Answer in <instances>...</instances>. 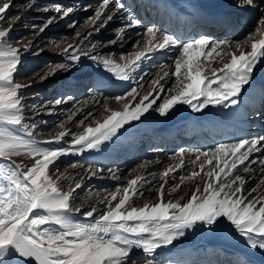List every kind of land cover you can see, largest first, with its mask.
Here are the masks:
<instances>
[{"label": "snow or ice", "instance_id": "snow-or-ice-1", "mask_svg": "<svg viewBox=\"0 0 264 264\" xmlns=\"http://www.w3.org/2000/svg\"><path fill=\"white\" fill-rule=\"evenodd\" d=\"M109 4L110 0H102L94 15L88 17L92 29L83 36L74 32L78 42L61 49L58 55L63 58L62 62L46 65V71L34 73V82L66 73L88 58L97 66L90 91L104 96L107 87L134 79L140 64L162 51L172 54L174 71H163L152 82L154 87L147 95L132 87L121 95L108 97L117 102L127 97L131 100L123 104V110H111L102 122L95 121V126H84L93 115L88 112L84 120L76 122L78 128L83 126L81 131L72 132L62 123L59 126L62 130L49 139L38 140L35 122H25L24 90L33 85L20 82L16 74L23 53L31 51V47L13 46L8 40L13 26L0 27V161H3L0 162V264H137L140 259L144 264H172L158 260L157 256L181 247V238L188 230L212 233L222 227L232 229L248 249L264 252V192H259V187H264V136L222 142L188 154L193 170L187 177H181V184L196 178L198 182L186 198L179 200L166 201L164 186L171 173L185 167V149L177 154L179 163L162 173L152 174L153 180L159 176L164 183L157 189V202L143 206H135L132 200L143 195V184L151 181L139 175L98 200L103 208L92 206L88 210L75 203L83 178H72L67 190L60 181L69 177L53 178L54 170L58 171L56 162L61 157L100 151L126 125L140 121L151 112L167 117L177 105H187L193 113H202L209 106L224 109L238 106L264 67V8L259 9L254 30L240 41L216 40L204 34L181 38L151 24L144 33H137L146 39L133 43L136 51L122 55L121 62H117L115 54L107 57L94 54L98 45H84V42L117 16L125 19L121 15L125 11L126 28L140 27L142 20L136 14V3L126 6L122 0H115L111 7ZM11 6L12 0H0V21L5 20ZM148 6L163 14L168 8L164 0ZM241 6L258 7L256 0H242ZM45 10L54 11L55 15L48 17L43 25H33L34 31L43 32L73 12L72 7L59 3ZM69 27L75 29L77 23L73 21ZM123 31L117 32V39L121 41ZM117 39L109 40L108 44L117 43ZM218 57L221 67L214 66ZM173 77L174 82L166 89L161 81ZM143 79L141 75L140 80ZM71 99V96H60L49 101L46 107L51 112ZM260 99L264 100V94ZM158 100L162 102L157 104ZM104 107L109 111L106 104ZM52 144L67 147L42 146ZM256 153L262 155L252 158ZM20 157L30 162L17 161ZM257 164L261 174L259 187L248 190L250 177L246 179L241 173L254 172L252 166ZM197 167L199 170H195ZM103 171L90 169L93 177ZM113 178L119 180L115 172ZM181 184L169 189V193L179 190ZM73 214H80L84 219L76 220ZM236 255L235 264H250L246 255Z\"/></svg>", "mask_w": 264, "mask_h": 264}, {"label": "rangeland", "instance_id": "rangeland-1", "mask_svg": "<svg viewBox=\"0 0 264 264\" xmlns=\"http://www.w3.org/2000/svg\"><path fill=\"white\" fill-rule=\"evenodd\" d=\"M47 1H51L53 3L52 5L59 3L60 0H27L22 4V0H12V6L9 10H7L5 14V20L0 21V27L7 28L9 25H12V30L9 34L8 40L12 43L13 46L23 48V46H30L31 51L23 53L22 56V63L19 66V71L16 74L17 79L20 80L22 83L26 84H32L33 86L31 88L24 90V101L25 104V122L31 124L32 122H35L37 125L35 132L38 133V140H44L49 139L55 134H57L62 129L59 127L60 124H65L66 128L71 129L72 132H79L82 130L81 128H78L76 126L77 121L84 120L85 116H87L88 112H91L93 115L92 117H89L87 121H85V125L92 124V126H95V121H99L101 117L106 114V111L104 110V105L106 104L109 109L111 108H118L114 110H123V104L128 103L131 100V97H127L125 100L117 102L113 98L108 97H114L116 95H121L127 91H130L132 87H136L137 91L140 92L143 95H147L149 92L152 91L154 85L153 81L159 79V76L163 75V71H174V63L172 62V54L170 53H164L163 55H160V52H157L153 55L151 60H146L143 63L140 64L137 71L134 73V79L129 80L127 82H118V86H109L107 87L104 92L105 95L101 96L97 94L94 90L90 91L92 89L94 81L96 79L95 73L97 72V66L88 58H84L82 60V63L75 66V68L70 69L66 73L61 74V80L59 82L57 81V85L55 88H49L47 90H44L42 88L38 89L39 86H43V82L35 81L33 80V74L34 73H41L46 71V65L52 66L56 62H62L61 59L53 60V56L55 55V50L57 48L56 44L58 43V48L65 46L66 42L70 41H77L74 32L78 31L83 34H85L86 29L91 24L90 21H88V17H91L94 15V12L98 9V6L101 5L102 0H85L84 2H81L80 0H76V4L74 5V10L70 16L64 19H60L57 23H53L52 25L48 26L43 32L34 31L33 25H43L45 21L48 19V17L51 16V11H46L45 15H43L40 20L36 21L30 17V14H27L26 18L24 17V12L28 10L29 7H33L32 12L35 13L34 9L35 6L39 7L38 11L49 9V6L45 5ZM181 1H188V0H181ZM195 1V0H194ZM27 2L30 3V5H27ZM115 0H110L111 6L114 4ZM122 2L127 5H133L134 3L138 4V7L136 9V14L138 18L142 20V24L140 27H132V28H126L125 25L127 24V11L121 13L125 19H120L119 16L114 18L111 22L107 24L106 27L101 29L98 32V39L91 42H84V45H90V44H97V48L94 54H99L103 57L112 56L115 54V59L117 62L120 61V57L125 54L133 53L136 51V49L133 48V43L137 40H145L146 37L143 35H137V33H144V30L147 26L151 25V23L148 21V18L145 20V18L148 16L149 18H152L154 14L156 13V8L151 7V13L148 15H145L142 11L145 9L146 5L140 6L138 2H135V0H122ZM197 3V1H195ZM39 3V4H38ZM22 4V5H21ZM148 4V3H147ZM91 7H87V6ZM110 6V7H111ZM264 8V3L262 5H259V9ZM140 10V11H139ZM36 11V12H38ZM40 13V12H38ZM37 13V14H38ZM139 14V15H138ZM260 15V12L258 13ZM53 15H55L53 13ZM52 15V16H53ZM258 15V16H259ZM11 18V19H9ZM73 21L77 23V27L70 28L69 24H71ZM116 21V22H115ZM124 21V23H123ZM127 21V22H126ZM257 18L255 22L251 25L250 28L247 29V31L240 30L239 27L236 26V24L231 23L230 24V33H233L232 26H236V29L234 31L239 32L238 34H234V38H238L239 40L246 37V35L254 30V26L256 25ZM27 22H29L27 24ZM32 22V24L30 23ZM33 22L35 24H33ZM161 18L157 21L155 20V23L158 27H161ZM144 23V24H143ZM175 25L177 24V21L174 20ZM233 24V25H232ZM232 28V29H231ZM123 29V40L117 39V32ZM172 32L175 30L176 34H178L180 30L179 28H168ZM117 31V32H116ZM169 31V30H168ZM129 32V33H128ZM134 36H133V34ZM192 33V32H190ZM207 32H200L199 34H194V36H198L200 34H205ZM210 33V32H209ZM132 34V35H131ZM212 34V33H211ZM129 35V36H128ZM192 36V35H191ZM212 37V36H211ZM214 38V37H212ZM117 39V43L115 44H108L109 40ZM216 40H221L220 37H216ZM19 41V43H16ZM55 42V43H54ZM37 53V54H34ZM167 57L168 60L164 61V58ZM162 58V59H161ZM161 60L164 61V64H162ZM165 66V67H161ZM144 75V79L141 81L140 76ZM174 82V77L166 80L161 81L162 84H164V87L167 89L168 87H171L172 83ZM29 92L33 93L30 94ZM28 96V98H27ZM60 96H71L72 100H78L79 98L85 99L86 102L90 103V106H85V110L82 112L83 114H78L75 111V108L68 107V101L64 104L55 107L51 112H49L48 108L46 107L47 103L49 101L54 100L55 98H58ZM102 97V103H99V100H95V97ZM139 97L137 98L138 102ZM96 101V102H95ZM162 102V100H158L157 104ZM155 107V105H154ZM264 107V105H263ZM189 107L187 105H177L175 108L171 111V113L167 117H160L157 113L151 112L150 114H146L145 117H142L140 121L146 119L157 118L160 121V126H163L164 124L168 123L169 120H173L169 122V124L172 125H178V132L174 133L173 140H170L168 138V142L166 145V142L164 139L156 140L151 139L150 141H145L142 136H137L135 138L134 144L129 147L128 150L124 152V156L126 157L133 149L135 150L136 147H141L139 151H142L145 156H151L152 154H161L166 155L167 152L168 156L165 158V160L158 165L159 168L165 167L166 162L169 160V156H176L178 154V150L182 149V143L185 144V148L195 150L196 148L201 147L199 150H207L209 148L214 147L218 143H222L221 140L215 139L214 136H210L209 134H204L203 139L198 138V133L195 134L194 132V126L186 123L187 119L191 114L189 113ZM181 111V112H180ZM41 112H43L41 114ZM249 112V113H248ZM247 114H245L244 120L248 124H253L251 117V111H248ZM104 113V114H103ZM263 114V115H262ZM261 115L259 119H257V125L258 129L255 128V126H248L246 129L251 130V132H262L264 130V111L261 112ZM69 116L72 117L71 121H69ZM149 116V117H148ZM252 118V119H251ZM138 121V122H140ZM135 121V123H138ZM132 122L130 125H126L125 127L128 129V126H132L135 124ZM179 123V124H178ZM263 127V128H262ZM255 128V129H253ZM203 130V131H202ZM246 130V131H249ZM201 132H207V129L204 127H201ZM196 135V136H195ZM66 139L70 140V137H66ZM205 139V140H204ZM238 138L236 137H225V142H232ZM204 140V141H202ZM219 140V141H218ZM172 145L169 146L170 143ZM177 143V144H176ZM120 144V145H119ZM146 144V146H141ZM203 144V145H202ZM178 145V146H177ZM42 146H51L53 148L58 146H64L67 147L65 144L61 145H42ZM121 143H112V142H106L105 147L106 149L108 147L109 150H120ZM177 146V147H174ZM171 147V148H170ZM164 148V149H163ZM194 148V149H193ZM107 149V150H108ZM137 150V149H136ZM160 150V151H159ZM174 150V151H173ZM161 152V153H160ZM86 154V155H85ZM262 153H258V155L254 154L252 158H255L256 156H260ZM86 151L84 153H73L66 156L61 157L55 165V168L58 169V171L54 170V176H62L66 173H69L68 167H72L75 163H78V158L82 159H88ZM94 161L98 160V155L92 157ZM194 159V158H193ZM133 163V166L126 167L123 166V173L122 176L126 179L127 176H132V172L134 171L136 165ZM258 166L255 165L252 167ZM192 165L189 164V166L185 167L183 170H181L179 173L176 174L172 182L170 183V187L173 188L177 184H181V177H187L190 175L189 168H191ZM188 169V170H187ZM181 176V177H179ZM261 179L260 171L257 172L250 182L251 186L258 187L259 182ZM62 181V180H61ZM123 182L125 180L123 179ZM121 183L120 186H122L124 183ZM195 182V179L192 181H187L184 184H181V187L179 190L173 192L172 194H181L186 190L188 187H191V185ZM255 182H258L255 184ZM92 183V182H91ZM90 183V184H91ZM262 188V189H261ZM65 189V188H64ZM66 190V189H65ZM259 192H264V188L260 187ZM167 193H165V196H167ZM151 195L155 194V192H151ZM171 194V193H170ZM171 194V195H172ZM142 197V196H141ZM138 198L139 199H141ZM145 198V195L144 197ZM142 198V199H143ZM167 199V198H165ZM137 200V201H138ZM92 201V200H91ZM91 201L87 196L80 199L79 202L77 198H75L76 206H82L83 209L88 210L89 204H91ZM205 235V239L209 243H217V244H230L236 248L237 247H244L246 250H250L246 247L243 239L238 238L234 233H228L227 229L224 231H215L212 233H209L207 231H203ZM199 231L195 230H188L186 232L185 237L181 238V242H185L187 240L193 239L196 235H198ZM192 236V237H191ZM235 237V238H234ZM238 239V240H237ZM239 241V242H238ZM243 244V245H242ZM242 245V246H241ZM256 252H261L259 250H254ZM230 255L231 253H227L225 257H221L220 261H217L216 258H213L214 264H222L223 261L229 263L230 261ZM261 255H264V252H261ZM177 260V264H183L184 262L179 257ZM216 261V262H215ZM27 264V262H26ZM34 264V262H33Z\"/></svg>", "mask_w": 264, "mask_h": 264}, {"label": "bare ground", "instance_id": "bare-ground-1", "mask_svg": "<svg viewBox=\"0 0 264 264\" xmlns=\"http://www.w3.org/2000/svg\"><path fill=\"white\" fill-rule=\"evenodd\" d=\"M25 1L27 0H22L21 3L24 4ZM80 1L84 2L85 0H80ZM195 1H197V3ZM195 1L194 0H188V1L164 0V3L168 5L166 14L160 13L156 10L154 16L152 18H149L148 14L151 13L152 8L149 7L148 5L155 4L158 2V0H135V2H138L140 4V6L146 5L145 9L142 11L143 13H145V15H148L145 18V20L148 18V21L151 24H154L155 20L158 21L161 18L162 22L160 28L162 30L170 31V29H168L169 23H174V20H176L177 24L174 28L178 29L180 26V30L177 35L180 36L181 38H188L191 37V35L199 34L200 32H207L205 34H210V36L214 37L213 39H216V37H220L221 40H226V41H240L238 38L233 37L234 34L239 33L237 31H234L236 29V26L239 27L240 30L242 31H247V29L250 28L251 25L255 22L256 18H258L259 15L258 13L260 12L259 5L263 4L261 3V0H256V4L258 7L252 8L247 6H241L242 0H195ZM52 4L53 3H51V1H47V3H45V5L49 6V9L52 8L53 6ZM59 4H62L66 7H74V5L76 4V0H60ZM27 5H30V3L27 2ZM110 6L111 4H109V7ZM39 7L40 6L38 7L35 6L34 9L35 13L32 12L33 7H29L28 10L24 12V17L26 18L27 17L26 15L30 14V17H32V19L36 21L40 20L39 18L45 15L46 10L38 11ZM51 12H52L51 13L52 16L54 11ZM168 15L169 17H171L170 22L167 21ZM215 19L221 21V22L218 21L219 25H217V20ZM28 23L29 22H27V24ZM30 23L32 24V22ZM231 23L236 24V26L232 24L233 25L232 28L234 29L232 30L233 33H230L229 30ZM33 24L35 23L33 22ZM189 24L192 25L190 31L192 33L185 31V27ZM91 29H92V24H90L89 27L86 29L85 34ZM170 32H172V30ZM173 32L176 31L174 30ZM98 37H99L98 32H96L87 40V42L95 41L96 39H98ZM77 42L78 41L66 42L65 46L60 47V49L57 47L55 50V55L53 56L54 57L53 60H55V58L62 60L63 58L60 55H58L61 49L67 47V45L69 44H76ZM164 53L166 52L163 51L160 52L159 56H161V54L163 55ZM226 59L227 58L225 57V60ZM167 60L168 58L165 57L164 61ZM161 61H162L161 63L164 64V61L163 60ZM214 66L215 67L222 66V64L219 61V57L217 58V61L214 62ZM62 73H59L56 76L45 80V82H43L44 87L39 86L38 89L42 88L44 91L49 88H55L57 85L56 82L57 81L59 82V80L62 79L61 78ZM29 93L33 94L31 92ZM262 94H264V67H261V70L257 73L256 78L253 84L251 85V87L248 89L246 93L242 95L241 102L238 106L233 107L231 109L209 106L202 113H193L191 110H189L191 116H189V118L186 120L187 121L186 123L194 126L193 128L194 132L195 134L198 133L199 139H203V136H205L204 134H209L212 137L214 136L215 139L220 138L219 140H221V142H225V137H236L239 139L245 137L264 136V130H262V132L255 131L252 133L251 132L252 129L251 130L246 129L248 126H255V128L258 129L257 122L259 121H257V119H259V117L263 115V114L261 115V112L264 111V107H263L264 100L260 99ZM101 99L102 97L99 96L97 98L95 97V100H99L98 101L99 103L97 104H101L103 102ZM90 105L91 104L86 102L85 99L83 100L81 98H79L78 100L68 101V107H72V108L76 107L75 111L78 114H83L82 112L85 110V106H90ZM114 109H118V108H111L109 109V111H106V114L103 113L104 115L101 117L99 121L102 122V120L107 115L110 114V111ZM248 111L252 112L251 117L253 118L252 120L253 124H248L244 120L245 113ZM42 113L43 112H41V114ZM256 113H259V115L257 116ZM171 121L173 120H169V122ZM169 122L164 124L163 126H160L159 124L160 121L157 118L151 117L150 119L145 118L144 120L138 123L134 122L135 124L132 126H128L129 127L128 129L125 127L126 130L121 129L118 132L117 137H114L113 141H111L112 143H117V144L121 143L120 150H112V149L109 150L108 148L110 147H108L107 150L105 147L102 146L100 151H86L87 155L89 156V157L87 156L88 159H84V157H82V159L78 158L77 160H79V162L75 163V165H77L76 168L68 167V170L71 171L62 176L69 177V179L60 181L61 186L67 190V186L71 182L72 178H75L76 180H80L81 178H83L82 180L83 186L81 189H77L75 194V197L77 198L78 202L80 199L87 196V198H89L90 201L92 200L91 204H89L88 206L89 209L92 206L103 208L104 205L99 204L97 202L98 200L105 198L111 192L115 191L116 188L121 185L123 179L125 180V182H123L124 184L122 186H126L127 181L131 179H135L139 175L143 177L145 180L151 181V183L143 184L142 186L143 195H137L133 197L132 203L135 206H143L144 203L157 202L158 199L157 189L159 188V185L161 183H164V181L160 180L159 176H157V178L153 180L152 174L162 173L169 167L175 166V164L179 163V156L178 155L169 156L170 158L166 162L165 167L159 168L158 165H160V163H162L165 160L169 152H167L166 155L152 154L151 156H145L144 153H142V151H139L141 150L140 149L141 147L139 146L136 147L137 150L133 149L126 157L124 156V152L134 144L135 138L137 136H142L143 139H145V141H150L151 139H156L157 141L164 139L165 142L166 141L168 142V138L170 140H173L175 136L174 133H177L179 129H178V125L171 126ZM201 127L206 128L207 132L206 133L201 132ZM185 144L186 143H182L181 148L186 150L184 160H185V167H187L190 164L188 163L189 161L188 154L194 153L195 150H191L188 148L186 149ZM141 146H146V144ZM201 147L202 146L196 148V150L201 149ZM96 155H98L101 158H98V160L94 161L92 157ZM256 155H258V153H256ZM191 158L193 159L194 155ZM16 159L17 161L23 159L25 160V162H30V160L25 157H20ZM136 162L138 164L136 165L134 171L132 172V176L130 177L127 176V178L125 179L122 176L123 168H124L123 166H126L128 168L133 166V163L135 164ZM185 167L177 169L174 173L170 174L168 183L165 184L164 186L165 193H167L169 189H171L170 183L172 182L176 174L179 173L181 170H183ZM96 168H102L104 169V171L100 175L93 177L91 176L90 169L94 170ZM254 168L255 171L249 174L241 173V175H244L246 179L250 177L249 183L246 185V188L248 190L254 187L251 186L250 182L254 178L255 174L259 172L258 166ZM108 169H111L112 172H109ZM192 170H193V166L189 168L187 172L190 173ZM195 170H199L198 167ZM113 172H115V174L119 177V180L113 178ZM197 182H198V178H196L195 182H193L191 187H188L186 190H184L183 193L177 195V194H172L173 192H171L172 195L168 193L167 196L164 197V199L167 198L165 199L167 201V200H179L182 197L186 198V194L194 190ZM256 183L258 182H255V184ZM149 189H151V191H149ZM151 192H155V194L151 195L150 194ZM144 195L145 198H143ZM140 197L141 199L138 200V198ZM73 215L76 220L84 219L83 216L80 214H73ZM224 230L226 229L222 227L217 231H224ZM227 231L228 233H231V235L232 233H234L230 228L227 229ZM203 233H204L203 231H199L198 235H196L193 239L187 240L185 242H181L182 244L181 247L175 250L165 251L164 253L158 255L157 259L162 262L171 261L172 264H177L176 258L178 259L180 257L181 260L184 262L183 264H214L213 258H216L217 261H220L221 257H225L227 253H231L229 260L230 262L227 263L223 261L222 264H235L236 260L238 259V256L236 254L246 255L247 259L250 261V264H264V255H261V252H256L254 250H246L244 247L240 248L236 246L235 248L233 244L230 245L227 243L224 244L209 243L206 241L205 235ZM137 264H144V260L143 259L138 260Z\"/></svg>", "mask_w": 264, "mask_h": 264}]
</instances>
